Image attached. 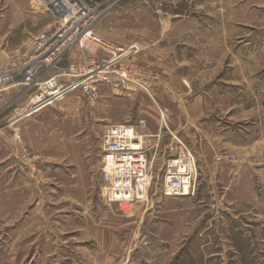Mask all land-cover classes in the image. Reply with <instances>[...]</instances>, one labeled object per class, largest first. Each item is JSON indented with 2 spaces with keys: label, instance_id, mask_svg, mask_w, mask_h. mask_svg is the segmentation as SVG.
I'll use <instances>...</instances> for the list:
<instances>
[{
  "label": "crops",
  "instance_id": "crops-1",
  "mask_svg": "<svg viewBox=\"0 0 264 264\" xmlns=\"http://www.w3.org/2000/svg\"><path fill=\"white\" fill-rule=\"evenodd\" d=\"M191 1L194 11L150 20L155 25L147 24L145 32L156 42L129 61L147 73L167 129L149 95L140 97L137 113L121 122L145 135L157 172L171 136L185 142L197 161L196 195L173 198L149 190L148 201L131 212L104 205L98 197V164L89 158L81 123L58 120L47 108L15 118L25 105L14 109L16 120L1 124V111L15 97V86H9L0 91V246L9 245L7 263L172 264L195 239L194 208L229 210L250 202L245 197L253 193V179L264 172L255 160L259 154L254 158L264 134V0ZM6 57L0 51V64ZM14 124L39 157L36 169L18 163L10 136ZM224 151L237 161L217 163L215 154ZM211 227L217 226L206 229ZM132 237L145 238L149 247L128 251ZM209 244L210 238L198 243ZM23 246L26 250H19Z\"/></svg>",
  "mask_w": 264,
  "mask_h": 264
},
{
  "label": "built area",
  "instance_id": "built-area-1",
  "mask_svg": "<svg viewBox=\"0 0 264 264\" xmlns=\"http://www.w3.org/2000/svg\"><path fill=\"white\" fill-rule=\"evenodd\" d=\"M40 1L54 22L14 48L9 60L0 64V91L18 85L34 90L16 118L30 117L52 107L73 92H78L85 107L94 108L103 87L122 93L138 88L151 97L147 73L129 63L138 52L136 45H117L95 32L100 15L97 6L86 0ZM63 60L64 66L60 65ZM154 103L160 112L161 125L167 129L164 111ZM139 124L143 125V121ZM144 137L131 124L105 126L99 166V195L104 205H116L129 212L136 204L148 201L154 167L153 157L147 156ZM171 137L173 144L159 170V190L164 197L193 196L199 174L196 158L185 142L176 135ZM17 139L21 142L20 137ZM19 155L25 166H36L34 155L26 147L19 148ZM214 158L217 163L236 162L225 151ZM147 245L145 238L132 237L128 251Z\"/></svg>",
  "mask_w": 264,
  "mask_h": 264
},
{
  "label": "rangeland",
  "instance_id": "rangeland-1",
  "mask_svg": "<svg viewBox=\"0 0 264 264\" xmlns=\"http://www.w3.org/2000/svg\"><path fill=\"white\" fill-rule=\"evenodd\" d=\"M86 1L92 6L98 7L100 15L94 26L97 34L117 45H136L138 52L131 57L130 61L137 57L145 49V46H150L152 42H156L153 35L149 36V33L146 34L145 32L147 24L150 27L155 25L154 22H149L150 20H155L161 15L167 16V14L172 12L194 11L191 0ZM53 22L54 17L44 9L40 0H0V51L5 52L7 55L3 60L4 63L9 60L10 53L14 48L23 45L38 31L49 28ZM160 43L165 46L174 44V42L163 41H160ZM65 64L66 60L60 63L62 66ZM15 88V93H12L15 96L14 99L1 111V124L14 115L16 107L20 109L24 107L34 91L21 85L15 86ZM146 96L149 98L146 92L138 88H134L129 93H122L103 87L100 91V99L94 108L85 107L78 92H73L68 94L61 102L47 108L46 111L55 110L56 119L58 120L81 123L83 134L86 135L88 141L89 158L98 164L96 167V169L98 168L96 175L98 177L101 162L100 146L105 126L121 122L124 117L135 115L139 107L138 99ZM152 104L156 107L158 118L160 119L159 109L154 102ZM162 110L165 113V110ZM16 126L17 124L11 125L12 132L10 136L13 137L17 148L18 163L23 169L25 167L36 169V166L32 167L31 165L25 166L22 164L19 148L26 147L29 152L31 150L25 145L19 132L14 130ZM17 137H20L21 142ZM262 137L264 138V134ZM263 138H261L258 149L254 151V158L255 155L259 154L255 160L260 163L261 168H264ZM227 153L231 154L237 161L235 154ZM33 159H36V165L39 164V157L34 155ZM158 175L159 177L157 178ZM160 176L161 173L154 169V178L149 190H159ZM253 185L254 190L251 197L248 195L245 197V200L250 202L236 204L229 210L222 207L217 211L215 207L213 211L212 209H207V207L194 208L193 218L197 228L195 237H193L195 239L187 242L188 244L185 246L184 251L187 248L189 251L184 253L180 251L172 264H264V172L259 178L256 176L253 179ZM99 192L100 186L98 188V197L100 199ZM112 206L120 213L122 212L118 206ZM210 224L217 227L206 229ZM3 237L2 242L4 243L5 238ZM204 237L210 238L211 244L206 247H200L198 243H201L202 239H205ZM194 242L197 244L195 245ZM26 248V246L19 247V250L24 251ZM211 252L213 256L208 257V253ZM8 254V243L0 246V264H9L7 263ZM20 264L29 263L21 262ZM30 264L42 263L32 262Z\"/></svg>",
  "mask_w": 264,
  "mask_h": 264
},
{
  "label": "bare ground",
  "instance_id": "bare-ground-1",
  "mask_svg": "<svg viewBox=\"0 0 264 264\" xmlns=\"http://www.w3.org/2000/svg\"><path fill=\"white\" fill-rule=\"evenodd\" d=\"M15 118H16V117H15ZM15 118H14V119H15ZM14 119H13V120H14ZM13 120H12V121H13Z\"/></svg>",
  "mask_w": 264,
  "mask_h": 264
}]
</instances>
